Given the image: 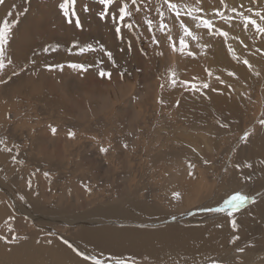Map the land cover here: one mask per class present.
<instances>
[{
    "label": "rangeland",
    "instance_id": "rangeland-1",
    "mask_svg": "<svg viewBox=\"0 0 264 264\" xmlns=\"http://www.w3.org/2000/svg\"><path fill=\"white\" fill-rule=\"evenodd\" d=\"M62 2L4 0L0 4V26L5 20L18 21L8 45L13 65L5 73L10 75L13 68L19 73L9 83L0 85V139L7 142L0 144V155L16 152L21 156L19 162L6 161L5 166L10 168L5 169V175L0 170V204L9 201L8 194L18 197L21 189L29 188V181L34 183L30 188L35 187L32 195L42 203L47 202L44 200L49 193L50 199H58V205L64 199L66 206L60 208L65 214L71 213L65 209L73 202L79 205L87 201L88 213L83 221L89 218L90 226L96 214H88L99 209L106 224L131 232L128 233L135 241L131 239L122 248L108 243L107 248L113 251L117 247V253L114 250L105 254L115 257V253L117 260L128 261L127 264H152L146 254L142 255L144 250H138L141 236L148 239L150 233L157 231L166 241L173 234H188V228L203 234V240H210L212 254L223 250L228 258L226 264H264V219L259 215L264 214V173H260L264 169V127L259 124L264 119V37L253 38L251 31H244L238 24L229 28L214 20L217 27L229 31L225 42L222 37L209 36L207 30L196 28L194 21L183 16V22L200 37L192 41L184 36L174 15L167 12L164 22L170 31L161 32L156 11L160 0H143L139 13L134 6L130 8L134 28L122 29L121 40L115 33L116 24L99 18L102 6L96 0H77L76 14L82 28L68 23L69 18L59 8ZM173 2L195 4V0ZM225 3L229 7L242 3L251 6L249 0ZM258 3L264 6V0ZM84 5L89 11L83 10ZM200 6L209 16L214 9L222 8L220 0H200ZM147 19L153 22L159 46L146 30ZM169 36L177 51L172 50ZM181 38L189 45L185 54L178 49ZM85 44H91L96 51L80 55L74 45ZM101 47L104 51H100ZM229 47L241 61L249 59L260 77L234 59ZM45 48L49 51L45 52ZM257 48L261 51L256 52ZM108 51L115 64L108 59ZM72 64H84L87 70L73 69ZM101 70L111 72L112 78L101 77ZM172 71L178 81L207 82L210 87L201 92H192L183 84L172 87L168 81ZM229 71H234L239 79L229 77ZM208 72L213 75L209 77ZM216 76L231 84L234 91L221 85ZM193 77L197 79L193 81ZM160 100L167 103L162 105ZM200 109L207 110L203 112L208 117L213 114L202 127L194 114ZM202 110L196 114L202 117ZM245 132L252 133L246 143L241 140ZM69 133H75L74 138ZM5 147L11 151H5ZM101 148L109 150L105 154ZM246 163L253 168H246ZM237 164L239 167H234ZM31 171L37 177L25 184L20 182L18 186L11 180L16 174ZM236 192L258 197L256 204L248 203L235 213L238 231L231 228L232 217L226 212L210 210L223 208L224 201ZM82 211L87 212L80 205L72 214ZM62 222L55 227L59 234L67 233L75 239L76 230L68 226L72 222ZM28 223L32 229L26 230L23 220H0V236L18 237L40 230L37 222ZM42 224L51 226L49 222ZM21 241L18 237L10 244ZM255 243L260 244L261 250L250 248ZM238 248H244V252Z\"/></svg>",
    "mask_w": 264,
    "mask_h": 264
},
{
    "label": "bare ground",
    "instance_id": "bare-ground-1",
    "mask_svg": "<svg viewBox=\"0 0 264 264\" xmlns=\"http://www.w3.org/2000/svg\"><path fill=\"white\" fill-rule=\"evenodd\" d=\"M0 18H1V15H0ZM186 75H187V77L190 76V75L188 76V74H186ZM24 92L27 93L25 90H24ZM192 108L198 109L197 107H192ZM200 110H202V109H200ZM200 110L197 111L196 113L198 114L200 112ZM203 111L206 112L207 110H202L201 114H202L203 120H201L202 117L200 115H197L196 113H194L195 117L197 118L198 126H200V127L207 125L208 118L212 117V115H213L212 114L208 117V115H205V113ZM179 117L182 118L180 115H179ZM210 119H212V118H210ZM11 155H13L16 158L17 162H19V160L21 158L20 155H16V152H15V154L0 155V165H1L0 170H1V172L4 170L2 172V173H4V175L6 174L5 169L10 168V167H6L5 164H6V161L8 159H12ZM9 165H10V163H9ZM39 168H40V165L38 166L37 171H40ZM261 169H262V172H260V173H264V169L263 168H261ZM35 176H36V174L31 171V172L25 173L23 175L16 174L12 177L11 180L15 183V185L20 186V182H24V184H25L27 180L29 181L32 177H35ZM248 177L249 176H247V178ZM247 178H246V180H247ZM254 182H255V180H254ZM31 183L34 184L32 181H31ZM0 185H3V184L0 182ZM176 185H177V183H176ZM21 191H22L21 193L20 192L18 193V197L17 196L12 197V195L8 194L7 197L9 198V201L6 203L2 202V205L0 204V220H2V221H10L12 219H15L16 221L17 220H23L25 223V226L27 227L26 230H28V228L32 229V226L28 223V221L30 220V222H32L33 224L37 222L35 225H37V226L39 225L40 230H36V231L34 230L29 235H24V233L22 232L23 234L18 235L19 239L23 240L19 244H17L19 242L18 240H17L18 242H15L16 244L15 243L14 244L9 243V245L5 244V242L3 240H0V264H93V262L91 260L85 261L81 256L77 255V253L74 252L72 250V248H69L66 244L63 243V241L61 240V237H63L64 239H67L70 243L73 242L74 243V244L72 243L73 246L78 251L82 250L87 255L91 254V256H96L98 259L104 261V264H114V260L115 261L117 260L115 253H114L115 257H111L110 254H109L110 257H105V254L108 253L107 251H111L110 249L107 248L108 243H113L117 247L122 248L125 244L128 245V243H130V240L133 239L132 235L129 234V233H131L130 231L123 230V229L121 230L117 227H113L114 224L112 226H110V224H106L104 222V220L101 218L102 215H101L99 209H94L91 213L88 214V217L91 214H96L95 217L93 218L92 226H90L91 222H90L89 218H87L86 221H83V220H85L86 215L88 213L87 201L80 203L79 205H77V204L75 205V203L73 202L72 205L70 204V206L66 207V209H65V212L68 211L71 213L65 214L63 212L64 210L62 211L60 208V207H64V205H65L64 199L61 200V203L58 205V203L55 202L58 199L57 200H56V198L50 199L49 198L50 193H49L47 195V200H44L47 202L42 203L41 200H38L36 197H34L32 195V192L35 191V187H32V188L24 187L23 189H21ZM21 194L24 197V199L19 198V197H21ZM123 194L128 195L126 191H123ZM121 196L123 197V195H121ZM136 197H138V196H136ZM121 199L123 200V198H121ZM48 200H51V202H48ZM115 202H117V201H115ZM124 202H125V200H124ZM131 203H132V201H131ZM80 205L84 206L86 208L87 212L82 211L83 213L82 212L76 213L77 215L74 216V213L72 214V212H74L75 208H77ZM123 205H124V203H123ZM131 205H133V204H131ZM118 206H121V205H118ZM135 206L138 207L137 205H135ZM135 206H134V208H135ZM114 208L110 212L114 211L115 210ZM127 208H128V206H127ZM103 211L106 212V210H103ZM120 214H122V212ZM65 215H68V216L65 217ZM153 215H154V213H153ZM259 215L264 219V214L259 213ZM117 217H119V216H117ZM42 219H44L43 220L44 223L49 222V225H51V226H48L47 224H45L47 227H43ZM91 220H92V218H91ZM62 221L72 222V224H70L68 226L76 230V234L74 232L75 239L73 237H72L73 239L70 238L67 235V233L65 234V236H61L59 234V232L57 231V228L61 225V223H63ZM13 222H15V221L13 220ZM83 223H85V225ZM123 223H125V222L123 221ZM146 223H148V222H146ZM126 224H127V222H126ZM55 227H57V228H55ZM179 229H182V227H179ZM198 229H200V228H198ZM188 230H191L188 234L185 233L184 236H178V235L174 236V234H173L174 237L173 236L171 238L167 237L168 239L166 238V241L163 240V238L165 239V236L163 237V234L160 232H157V231L152 233V234L150 233L151 238H148V239H142L145 237L141 236L142 238H140V239L142 242H140V244L138 242V245H140V246H138L139 247L138 250H144V251H141L142 255L145 256V254H146L150 258L152 264H220V263L226 264L227 263L226 260L228 258H226L227 256H225V252L223 250L217 251L216 253L212 254L213 248L210 244V240H207V237H206V240H203L201 238V236L203 234L200 236L201 233L199 234L198 231L194 232V231H192V229H189V228H188ZM3 231H5V230L3 229ZM7 233H8V231H7ZM243 235H244V233H243ZM4 236L10 237L7 234H4ZM133 237H134V235H133ZM253 238H254V236H253ZM101 239H103L104 241H102ZM48 241H51V243H48ZM80 241L84 242V244L81 245ZM135 243L136 242H134V245H135ZM131 244H129V246ZM260 244H261V242H260ZM260 244H259V246H260ZM109 245L111 246V244H109ZM5 246H7V248H4ZM259 246L257 244L256 245L251 244L250 248L254 247L253 249L261 250V247H259ZM117 247H116V249H117ZM110 248H113V246ZM116 249H114L115 252H116ZM129 250H127V251H129ZM138 250L136 251V253L139 252ZM113 251H111V252H113ZM134 251L135 250H133V252ZM227 252H226V254H227ZM127 255H130V254H127ZM137 256H136V258H137ZM109 258H111V259H109ZM245 259L249 260V257H247Z\"/></svg>",
    "mask_w": 264,
    "mask_h": 264
},
{
    "label": "snow or ice",
    "instance_id": "snow-or-ice-1",
    "mask_svg": "<svg viewBox=\"0 0 264 264\" xmlns=\"http://www.w3.org/2000/svg\"><path fill=\"white\" fill-rule=\"evenodd\" d=\"M3 3L4 0H0V4ZM96 3L102 6V10L99 12V18L101 20H111L114 24H116L115 33L118 37H120L121 40H123L122 29L126 28L128 30H132L134 28V24L131 22L134 13L130 10V8L134 6V11L136 13H139L142 10L140 4L143 3V0H140V3H138V0H96ZM220 3L222 5V8L214 9L211 16H209L208 13H206V11L200 6V0H195V4L176 3L173 2V0H160L159 7L156 9L160 17L159 29L161 32H164L165 30L170 31L169 25L164 22L165 12H167L171 15H174L176 22L179 24L180 29L184 33V36L191 38L192 41H198L200 37L197 36L183 22V16H187L192 21H194L196 28L207 30V34L209 36L222 37L225 42L229 39V31L222 30L221 27H217L214 23V20L218 19L219 21H222L224 25H227L229 28H231L235 24H238L242 26L244 31H251L253 33V38L257 36L264 37V6H260L258 0H249L251 6H245V4L242 3L239 5V7H229V5L225 3V0H220ZM76 4L77 0H63V2L59 5V8L61 9L63 15L66 18H69V24L74 23L75 27L82 28L83 25L81 23V20L76 14ZM114 5L115 7H113ZM83 10L85 12L89 11L88 6L84 5ZM9 15H12V13L10 12ZM17 23L18 21L5 20L2 26H0V85L9 83L12 80V77L19 75V73H17L14 68L11 71L10 75L5 73V69L13 65V60L8 56V45L13 36V29L15 28ZM146 25V30L152 33L151 41L159 46L160 41L155 35L152 20L147 19ZM168 39L169 41H172L171 36H169ZM241 43H243V41H241ZM171 46L173 51H177V45L174 41H172ZM188 46L189 45L185 41V39L181 38L179 40L178 49L181 54H185V49L188 48ZM74 47H78L80 55H86L88 53L96 51V49L91 44L74 45ZM244 47L247 48L248 46L244 45ZM131 49L132 44L129 43L128 50L131 51ZM121 50L123 51V49ZM44 51L47 52L49 51V49L45 48ZM100 51H104V48L101 47ZM228 51L232 53L234 59L240 61L244 66H246L247 70L250 73H252L256 77H260V72L254 71L253 64L249 61V59L245 58L241 61L240 56H237L235 51L231 47H229ZM260 51V48L256 49V52ZM186 54L189 56L193 55L192 52H188ZM106 55L108 59L111 60L113 64H115L112 53L108 51ZM161 55H163V53H161ZM33 64H35V60H33ZM51 67L52 66H49V70H51ZM57 67L62 68L63 66L58 65ZM70 67H72L73 69H79L81 71L87 70V66L84 64H72L70 65ZM99 75L101 77H107L108 79L112 78V73L106 72L104 70H101ZM212 75L213 74L211 72H208L209 77H211ZM227 75L229 77H233L234 79H239L238 75L234 71H229ZM196 79L197 78L193 77V81H195ZM216 80L221 85H224L228 89L234 91L232 85L226 83L223 79L220 78V76H216ZM168 81L170 82L172 87H176L178 84H183L192 92H201V90H207L210 87V84L207 82L195 83L191 81H178L176 79V73L174 71H172L168 76ZM161 87L163 88V85H161ZM160 103L163 105L166 102L164 100H160ZM178 105L179 102L177 101V106ZM259 124L264 127V119L259 120ZM222 126L227 127V125ZM52 132L55 133L56 129L52 128ZM251 134L252 133L250 132H245V134L241 137V140L246 143ZM69 136L71 138H74L75 133H69ZM6 143L7 142L5 140L0 139V144L6 145ZM124 147H127V145H125ZM4 150L9 152L11 151V149L7 147H5ZM108 150V148L100 149V151L105 154L108 152ZM12 159L13 162H17L15 157H13ZM207 163L208 161H205V164ZM262 163H264V161H262ZM189 167L194 168L193 165H189ZM234 167L238 168L239 165H234ZM245 167L248 169H252L253 165L251 163H246ZM189 174L195 177L194 171H190ZM47 175L48 173H45V176ZM248 179H251V177L249 176ZM28 184L29 187H31V181H29ZM21 199H24V197L22 196ZM257 202L258 197H252L236 192L230 195L229 198L224 201L223 208L218 207L216 209L210 210L216 212H226L230 217H232L230 219L231 228L238 231L239 224L237 222V219L235 218V213L239 212L244 205L248 203L256 204ZM15 239H18V237L0 236V240H3L5 243H10ZM237 239H239V237H237ZM61 240L69 248H72V250L76 252L77 255L81 256L85 261L91 260L93 264H104V261L98 259L96 256H90L78 251L67 239L61 237ZM48 243H51V241H48ZM237 251L243 253L244 248H238ZM114 264H127V262L124 260H116L114 261Z\"/></svg>",
    "mask_w": 264,
    "mask_h": 264
}]
</instances>
